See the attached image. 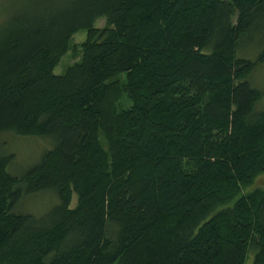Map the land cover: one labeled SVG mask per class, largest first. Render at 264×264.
<instances>
[{
  "label": "trees",
  "instance_id": "trees-1",
  "mask_svg": "<svg viewBox=\"0 0 264 264\" xmlns=\"http://www.w3.org/2000/svg\"><path fill=\"white\" fill-rule=\"evenodd\" d=\"M261 68L264 0H0V264H264Z\"/></svg>",
  "mask_w": 264,
  "mask_h": 264
},
{
  "label": "rangeland",
  "instance_id": "rangeland-1",
  "mask_svg": "<svg viewBox=\"0 0 264 264\" xmlns=\"http://www.w3.org/2000/svg\"><path fill=\"white\" fill-rule=\"evenodd\" d=\"M105 26V20H100L96 24V27L98 28H104ZM85 38L86 32H80L73 38V45H80L83 41H85ZM78 59L79 58H75L74 56L68 54L56 67L55 73L57 75L64 74L66 69ZM253 78L254 85L264 90V68L256 71ZM1 141H4L8 146V152H12L16 155L18 166L21 167L22 170L35 164L39 160V157L44 152L45 148L50 146L45 140L35 137L21 139L13 137L12 135H3L1 137ZM55 202L56 198L51 194L37 195L24 200L20 210L33 215H41L50 209Z\"/></svg>",
  "mask_w": 264,
  "mask_h": 264
}]
</instances>
